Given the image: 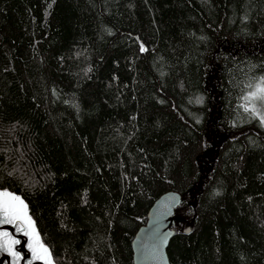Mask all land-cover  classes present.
I'll return each instance as SVG.
<instances>
[{
    "label": "trees",
    "instance_id": "16d2710c",
    "mask_svg": "<svg viewBox=\"0 0 264 264\" xmlns=\"http://www.w3.org/2000/svg\"><path fill=\"white\" fill-rule=\"evenodd\" d=\"M261 77L264 0H0V191L57 264H134L171 191V264H264Z\"/></svg>",
    "mask_w": 264,
    "mask_h": 264
},
{
    "label": "water",
    "instance_id": "95a60500",
    "mask_svg": "<svg viewBox=\"0 0 264 264\" xmlns=\"http://www.w3.org/2000/svg\"><path fill=\"white\" fill-rule=\"evenodd\" d=\"M11 193L19 196L17 193ZM19 197L23 199L21 196ZM24 202L27 204L25 200ZM181 203V194L174 191L165 193L155 202L148 214L147 223L139 229L133 240L134 264H171L168 248L175 235V213ZM28 212L31 216L29 207ZM32 220L34 221L33 218ZM36 229L38 231L37 226ZM3 231L11 233L14 239L20 241L19 244L14 246L15 251L20 254V259L0 250V264H44L43 261H37L32 258V253L28 248L29 237L18 231L17 225L0 224V232ZM189 231V227L185 229V232ZM52 259L53 264H57L53 255Z\"/></svg>",
    "mask_w": 264,
    "mask_h": 264
},
{
    "label": "snow or ice",
    "instance_id": "6c2138e0",
    "mask_svg": "<svg viewBox=\"0 0 264 264\" xmlns=\"http://www.w3.org/2000/svg\"><path fill=\"white\" fill-rule=\"evenodd\" d=\"M141 51H147L141 45ZM245 103L242 105L245 112H251L264 124V110L258 106L264 105V77L255 85V90L243 97ZM0 224L17 225V230L29 237L28 248L32 253V258L43 261L44 264H53L52 254L49 248L42 242L35 222L28 212V205L19 196L8 191L0 192ZM166 242V241H165ZM20 241L12 237L7 231L0 232V250L5 251L20 259V254L15 251L14 246Z\"/></svg>",
    "mask_w": 264,
    "mask_h": 264
},
{
    "label": "rangeland",
    "instance_id": "374dc122",
    "mask_svg": "<svg viewBox=\"0 0 264 264\" xmlns=\"http://www.w3.org/2000/svg\"><path fill=\"white\" fill-rule=\"evenodd\" d=\"M254 90H255V89H254ZM254 90H253V91H254ZM244 103H245V101H244ZM257 103H258V106H260L261 109L264 110V105H260L259 102H257Z\"/></svg>",
    "mask_w": 264,
    "mask_h": 264
}]
</instances>
